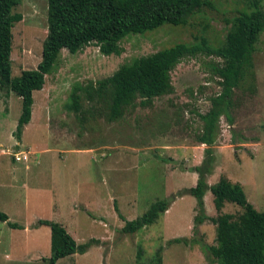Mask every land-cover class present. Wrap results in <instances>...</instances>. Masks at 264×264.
Segmentation results:
<instances>
[{
	"label": "rangeland",
	"instance_id": "1",
	"mask_svg": "<svg viewBox=\"0 0 264 264\" xmlns=\"http://www.w3.org/2000/svg\"><path fill=\"white\" fill-rule=\"evenodd\" d=\"M205 1L208 5L186 26L164 25L126 37L119 56L102 55L94 43L74 55L62 50L43 89L33 93L31 120L19 141L21 100L13 93L0 95V210L20 226L0 221V264H47L50 229L39 221L61 224L77 244L91 243L85 254L56 264H155L159 249L161 264H215L201 247L215 244V225L206 221L194 232L196 200L190 195L177 197L155 223L134 234L121 229L153 203L196 185L193 169L203 164L207 148L196 141L202 128L198 114L209 110L210 97L220 91L210 68L219 60L203 55L182 60L171 71V94L146 107L138 100L113 122L103 106L83 94L82 112L65 108L74 86L105 79L135 58L201 37L220 45L226 20L250 11L247 0ZM260 6L264 10V0ZM13 13L22 16L12 29L11 75L16 78L41 60L47 0H22ZM253 63L254 92L235 90L233 125L221 117L207 183L212 186L223 176L240 184L254 208L264 212V33ZM23 154L27 162L16 159ZM204 204L206 215L216 217L209 190ZM222 213L237 217L242 209L225 203ZM176 238L189 245L170 243Z\"/></svg>",
	"mask_w": 264,
	"mask_h": 264
},
{
	"label": "trees",
	"instance_id": "2",
	"mask_svg": "<svg viewBox=\"0 0 264 264\" xmlns=\"http://www.w3.org/2000/svg\"><path fill=\"white\" fill-rule=\"evenodd\" d=\"M247 1L250 11L239 12L226 20L228 30L220 45L212 46L205 37H201L193 44L179 43L135 58L105 79L74 86L65 107L69 112H82L83 94L88 102L103 106L107 110V119L113 122L122 118L138 100L141 106L146 107L154 99L171 94V71L182 60L198 55L219 60L212 62L210 68L213 77L218 78L220 91L210 97L209 110L198 114L202 128L196 141L207 148L203 164L193 169L197 174L196 185L153 203L142 216L127 221L121 229L124 234H134L155 223L177 197L190 195L196 200L194 232L206 221L215 225V244L201 245L215 264H264V212L254 208L240 184L223 176L212 186L207 183L213 169V146L221 117L229 126L233 125L235 90L254 92L253 56L264 33V10L260 0ZM21 2L0 0V95L13 93L21 100L15 134L18 141L23 128L31 120L33 93L43 89L46 76L54 71L62 50L74 55L94 43L102 55L119 56L122 52L120 44L126 37L143 35L164 25L186 26L192 16L208 5L205 0H47V35L42 44L41 60L35 69L23 70L18 77L12 78V29L22 20V16L13 10ZM208 190L213 196L218 213L216 217L210 218L205 212L204 196ZM225 203L239 206L242 213L237 217L222 213ZM0 221L13 229L20 228L10 222L1 210ZM38 225L50 229L52 254L47 264H56L72 255H83L91 246L89 242L77 244L61 224L39 221ZM170 243L189 245L182 238L172 239ZM160 253L161 249L156 252L155 264H161Z\"/></svg>",
	"mask_w": 264,
	"mask_h": 264
},
{
	"label": "built area",
	"instance_id": "3",
	"mask_svg": "<svg viewBox=\"0 0 264 264\" xmlns=\"http://www.w3.org/2000/svg\"><path fill=\"white\" fill-rule=\"evenodd\" d=\"M15 159V157H13ZM17 160H22V161H27L28 160V157L27 155L23 154L21 155L20 157H16Z\"/></svg>",
	"mask_w": 264,
	"mask_h": 264
},
{
	"label": "crops",
	"instance_id": "4",
	"mask_svg": "<svg viewBox=\"0 0 264 264\" xmlns=\"http://www.w3.org/2000/svg\"><path fill=\"white\" fill-rule=\"evenodd\" d=\"M27 125H28V124H27ZM25 162H27V161H25ZM25 169H26V170H29V167L26 166ZM210 176H211V178L213 177V175H210ZM207 181H208V178H207ZM104 184H105V180L103 181V185H104ZM185 189H186V188H185ZM223 208H224V207H223ZM222 210H223V209H222Z\"/></svg>",
	"mask_w": 264,
	"mask_h": 264
}]
</instances>
